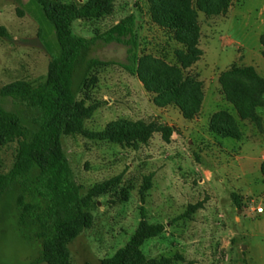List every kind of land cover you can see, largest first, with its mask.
<instances>
[{"label": "rangeland", "instance_id": "obj_1", "mask_svg": "<svg viewBox=\"0 0 264 264\" xmlns=\"http://www.w3.org/2000/svg\"><path fill=\"white\" fill-rule=\"evenodd\" d=\"M130 13L136 15L143 52L158 56L177 46L151 22L142 0H115L109 14L77 19L72 29L91 37ZM198 21L202 55L187 72L202 81L204 101L194 118L184 119L174 106H156L138 78L118 64L96 67L95 81L79 93L85 105L97 104L84 122L89 130L126 118L167 124L173 131L168 140L153 132L136 147L77 133L62 136V149L81 194L119 176L93 197L91 225L68 244L72 264H98L112 255L127 242L142 210L149 222L165 226L160 235L143 243L149 258L164 256L170 264H264V105L257 110L263 125L259 131L249 120H239L224 98L218 99L222 95L218 75L230 65L253 63L264 72V0H232L226 13H199ZM0 29V87L16 79L43 81L50 54L57 55L59 46L36 1L0 0ZM89 55L124 62L126 47L97 40ZM0 106L18 110L10 96L0 95ZM220 109L234 115L240 139L209 132L210 117ZM15 152V141L0 149L1 172L11 167ZM146 180L149 186L142 196ZM258 205L262 213L253 210ZM14 223L12 211L1 208L0 264H21L37 254V243Z\"/></svg>", "mask_w": 264, "mask_h": 264}, {"label": "trees", "instance_id": "obj_2", "mask_svg": "<svg viewBox=\"0 0 264 264\" xmlns=\"http://www.w3.org/2000/svg\"><path fill=\"white\" fill-rule=\"evenodd\" d=\"M52 24L59 53L50 54L46 78L37 83L16 79L0 87L10 96L17 111L0 106V149L15 141L11 167L0 171V209L11 210L15 227L37 243V254L21 264H72L68 244L92 223L94 196L105 192L118 177L97 183L85 194L75 183L62 149L64 134L83 136L136 147L146 143L153 132L169 139L173 127L156 121L118 118L96 131L85 127L97 104L85 105L79 93L95 81L92 71L99 66L118 64L142 83L158 107L174 106L184 119L201 110L203 84L187 69L202 55L199 13L206 16L226 13L232 0H142L153 24L177 46L156 56L139 49L136 15L120 18L103 32L84 37L73 32L77 19H99L109 14L115 0H35ZM2 32V30L0 29ZM97 40L126 47L124 62L90 56ZM224 100L239 120H249L263 130L258 108L264 105V76L252 65H230L218 75ZM210 133L239 139L238 121L227 109L214 112L208 123ZM264 172V169H263ZM149 186L146 180L141 189ZM238 204V203H236ZM142 218L127 242L98 264H170L167 257L149 258L143 243L160 235L164 224Z\"/></svg>", "mask_w": 264, "mask_h": 264}, {"label": "crops", "instance_id": "obj_3", "mask_svg": "<svg viewBox=\"0 0 264 264\" xmlns=\"http://www.w3.org/2000/svg\"><path fill=\"white\" fill-rule=\"evenodd\" d=\"M262 10H263V8H261V11H259L258 12V14L259 13H261L262 12ZM260 50V46H258V51ZM262 51V50H261ZM259 53H260V51H259ZM259 56H261V55H259ZM244 65H252V66H254L255 67V69H256V71L261 75V76H264V72H262V71H260L258 68H257V64H249V63H247V64H244ZM223 99V96L222 95H219V97H218V99L220 100V99ZM203 101H204V98H203ZM203 101H202V106L201 107H203ZM223 101H224V99H223ZM263 131V130H262ZM261 133H263L264 134V132H261ZM240 139V138H239Z\"/></svg>", "mask_w": 264, "mask_h": 264}, {"label": "built area", "instance_id": "obj_4", "mask_svg": "<svg viewBox=\"0 0 264 264\" xmlns=\"http://www.w3.org/2000/svg\"><path fill=\"white\" fill-rule=\"evenodd\" d=\"M253 210H254L255 212H257V213H262V212H263V207L260 206V205H258V206H256Z\"/></svg>", "mask_w": 264, "mask_h": 264}]
</instances>
